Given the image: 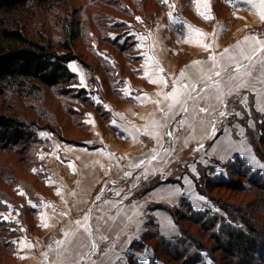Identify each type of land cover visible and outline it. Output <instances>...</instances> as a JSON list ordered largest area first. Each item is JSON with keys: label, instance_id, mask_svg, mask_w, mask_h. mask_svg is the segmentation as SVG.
<instances>
[{"label": "crops", "instance_id": "obj_1", "mask_svg": "<svg viewBox=\"0 0 264 264\" xmlns=\"http://www.w3.org/2000/svg\"><path fill=\"white\" fill-rule=\"evenodd\" d=\"M197 10L212 18L204 19L198 14L199 22L183 17L176 23L181 24L185 31L179 42L188 49H196L199 54L177 64L163 58H167V52L153 53L150 57L158 62V66L168 65L169 70L167 73L163 71L164 74L156 70L155 64L150 62L148 65L147 56L142 58V82L137 86L138 92H129L124 103L113 110L111 120L117 140L114 135L105 136L98 147H73L75 150L68 161L63 164L58 162V165L72 171L73 178L69 182L72 186H67L65 190L58 188V211L37 212L34 233L23 227L14 229L9 241L16 264H127L130 258L146 263L150 258L149 248L142 244V237L148 223L152 222L165 236L175 230L171 216L161 206H175L180 198H185L194 209L202 207L204 199H198L202 195L194 184V176L198 175L197 163L218 165L238 156L251 164L256 159L244 139V126L235 119L231 124L222 126L221 133L212 143L199 148L195 158L176 159V155L191 142H201L206 138L212 117L220 105H224L226 116L235 112L228 111V107L232 109L229 99L234 94L246 98V103L241 104L251 103L264 122V111L260 110L264 108V63L261 62L264 53H257L245 69L251 73L242 77L248 84L246 89L229 95L230 87L238 81L230 85L223 76L213 77L220 81L223 102L217 100V89L209 87L204 78L205 74H211L209 70L213 61L210 56L217 58L216 71L223 72L225 67H234L227 57L221 58L220 54L228 49L231 56L240 59L239 49L233 46L245 36H254L245 29L261 21L257 10L247 0H213L211 5L203 4ZM186 25L202 30L205 34L203 43L211 47L206 50L200 43L186 42L189 35ZM192 36L194 39L195 34ZM241 47L247 50L259 45L250 42ZM246 55H252V52L246 51ZM194 61L202 63L193 65ZM243 62L247 63L246 60ZM146 69L151 79L146 77ZM182 71L186 73L187 80L196 86V91L192 93L195 98L188 100L185 95L182 99L187 100L186 104H178L169 110L171 101H165L164 95L172 91V85ZM157 78L168 83L151 82ZM182 107H186L187 111H182ZM201 108L207 111L201 112ZM250 119L248 117V122H251ZM153 122L157 123L154 125ZM169 132L171 135H168ZM153 156L155 159H152ZM174 170L179 173L166 181ZM157 175H160L157 184L136 194L140 182ZM94 238L112 242V247L97 253L92 248L94 243L95 247L97 244Z\"/></svg>", "mask_w": 264, "mask_h": 264}, {"label": "rangeland", "instance_id": "obj_2", "mask_svg": "<svg viewBox=\"0 0 264 264\" xmlns=\"http://www.w3.org/2000/svg\"><path fill=\"white\" fill-rule=\"evenodd\" d=\"M212 1L202 0L200 7L203 4L211 5ZM194 4V0H167V3L162 0H61L56 10L48 12L49 15L48 13L44 15L37 13L33 19L29 18V30L51 38L54 43L64 35L61 25L67 24L69 19H77L79 37L75 39L73 49L87 65L84 66L76 60L68 62L69 71L75 75L72 83L64 85L61 90H58V87H43L39 95L37 94L40 98L37 106L43 108L46 114L42 120H37L35 114L30 115V119L37 120L41 126L47 124L48 127L36 129L39 143L36 147L33 146L32 157L27 158L30 162L28 170L23 166L22 155L24 153L22 151L19 154L0 155L2 166L8 172L13 171L23 179V182L15 183L12 189L0 184L9 195L8 200H1L5 207L0 208V222L5 228L1 236L4 239L9 241V238L13 236L12 232H15L14 229L20 227L30 229L29 231L34 233L36 215L39 210H46L48 213L58 211V188L65 190L67 186H72L69 182L73 178L70 168L60 166L58 162L63 164L62 162L68 161L70 154L75 150L73 147L91 149L98 147L105 136L114 135L116 139L117 134L114 133L111 120L113 110L118 109L124 103V99L129 97L125 94L126 92H138L137 86L142 82L140 62L144 56L150 57L157 51H163L168 53L167 58L163 57L166 61L172 60L179 64L184 59L199 54L196 49H188L185 44L179 42V39L185 35V31L181 24L176 23V20L183 19V17L199 22L198 14L203 11L198 12ZM263 23L264 21H260L251 24L246 27L245 31L264 39V35L260 36L251 32L255 28H261ZM147 61L150 65V61L148 59ZM70 65L76 67L75 72L72 71ZM159 68L166 73L169 70L168 65H162ZM81 76L84 78L83 86ZM253 77L251 76L252 80H254ZM65 88L70 89L69 94L62 92ZM229 100L232 109L228 107V111L234 110L235 112L221 120L219 133L222 131V126L231 124L235 119L244 126V139L248 143L246 126L255 130L257 134L261 133L260 128L264 130V122L260 116L256 115L255 118L251 117L252 123L248 122L246 116L251 115V110L254 108L249 102L245 105L247 108L243 106L240 102L241 96L234 94ZM16 108L20 109L19 105H16ZM256 121L259 123H255ZM211 124L212 121L210 126ZM42 133L44 135H41ZM61 137L77 140L80 143L66 142ZM250 147L252 148L251 145ZM261 147L264 150V144H261ZM224 162L210 165L213 172L206 170V176L212 179L214 175L223 172ZM250 163L252 167L264 174V168L259 167L264 163L257 156ZM177 171L174 170L173 175L166 179L177 175L179 173ZM196 171L198 173L197 166ZM1 178L2 176L0 182H2ZM208 195L228 202H235V200L243 202L251 197L250 194L233 193L218 187L208 188ZM202 196L204 201L199 209L219 212L208 196ZM261 219H264V216ZM181 224L192 232L196 231L198 237L211 246L212 243L200 233L196 226L186 223L183 219ZM174 227L175 230L166 236L177 232L175 224ZM51 236L54 238L55 234ZM94 240L97 244L95 248L93 246L92 248L96 249L97 253L112 247V242L97 241L96 238ZM147 248L151 256L152 249L149 246ZM202 257L208 264H211L206 252H202ZM162 258L167 260V263L174 264L168 262L166 257ZM12 262L16 264V260L8 258L5 249L0 246V264Z\"/></svg>", "mask_w": 264, "mask_h": 264}, {"label": "trees", "instance_id": "obj_3", "mask_svg": "<svg viewBox=\"0 0 264 264\" xmlns=\"http://www.w3.org/2000/svg\"><path fill=\"white\" fill-rule=\"evenodd\" d=\"M60 3L61 0H0V155L19 154L22 151L26 170L30 163L27 158L32 157V150L39 143L36 129L48 127L47 124L41 126L37 121L42 120L46 114L43 108L37 106L40 100L37 94L43 87H58L61 90L64 85L72 83L75 75L69 71L68 62L76 60L87 65L73 49L74 41L79 37L77 19H69L67 24L61 25L64 35L56 43L43 34L29 30L30 19L37 13L44 15L56 10ZM62 92L69 94L70 89L65 88ZM221 112L226 113L224 105L216 109L206 138L201 142H191L176 155L177 160L195 158L197 150L218 135L221 120L227 117L219 115ZM32 114L36 115L37 120L30 119ZM255 115L259 116L252 109L251 115L246 117L255 118ZM260 132L255 134V130L246 126L247 141L258 159L264 163V150L261 147L264 144L263 128H260ZM61 139L80 143L65 137ZM196 166V190L208 196L219 212L195 210L185 198L175 206L162 205L171 216L177 232L170 236L162 235L149 222L142 244L151 247L152 255L147 263H138L130 258L127 264H169L162 257L174 264H208L202 252H206L211 264H264V219H261L264 216V174L238 156L224 162L223 172L214 175L212 179L206 176V170L213 172L211 166L200 163ZM1 176L0 184L10 189L15 183L23 182L18 174L8 172L0 163ZM159 181L160 175H157L141 182L136 194L150 189ZM211 187L250 194L251 197L243 202H228L209 196L208 188ZM8 198L7 191L0 186V208L5 207L1 200ZM182 211L184 213L181 214ZM180 219L196 226L212 243L211 246L201 240L196 231L192 232L181 224ZM23 221H26L25 217ZM2 226L0 222V246L5 249L7 257L14 260L11 242L1 236V232L5 231Z\"/></svg>", "mask_w": 264, "mask_h": 264}, {"label": "snow or ice", "instance_id": "obj_4", "mask_svg": "<svg viewBox=\"0 0 264 264\" xmlns=\"http://www.w3.org/2000/svg\"><path fill=\"white\" fill-rule=\"evenodd\" d=\"M162 2L167 3V0H162ZM202 0H194V3L197 6V9H199L200 5H201ZM247 2L251 3L253 8L257 10L259 17L261 19V21H264V0H258V2H253V0H247ZM200 15H202V17L204 19H211L212 17L207 14V13H199ZM169 16H171V13H169ZM140 19V18H137ZM186 28L189 29V35L186 37V42H195V43H200L206 50L208 48L211 47L210 44H205L202 41V37L205 35L202 30L200 29H195L194 27H192L191 25H186ZM192 34H195V38L193 39ZM254 43L255 45H259V47H252L249 49H245L243 47H241L244 44H248V43ZM234 49H239L238 55L240 57L239 60H237L236 56H231L229 54V50L225 49L223 53L220 54L221 58L227 57L228 60L230 61V65H234V67H225L223 72L221 71H216L215 69L217 68V58L216 56H210L209 59L213 61L212 64V68L209 70V72H211V74H205V80L206 83L209 87H215L217 89V95L216 98L217 100H220L221 102H223L222 97L224 95L223 89L220 86V81L214 79L213 77H225L228 81V83L231 85L233 81H238V83H236L234 86L230 87L229 89V95L232 94V92H239L240 89L244 88H248V84L242 79V77L244 76H250L251 73L250 72H246L245 69L248 68L249 64L252 63L253 59L255 58L257 53H264V39H259L256 36H245L243 38V40L241 41H237L236 45L233 46ZM246 51H251L252 55H246ZM147 59L152 63L155 64L156 70L158 72H163L162 68H159L158 66V62L155 61V59L153 57H147ZM246 60L247 63H244L243 61ZM262 63H264V60L261 61ZM202 62L201 61H194L193 65H200ZM70 67L72 68V71H76V67L74 65H70ZM146 71V77L151 79L150 77H148L147 75V69ZM199 71L203 72V69H199ZM81 79V85L83 86V81L84 78L83 76L80 77ZM151 82H156V83H160L163 82L165 84L168 83V81L166 80H161L160 78H157V80L155 81H151ZM264 82V81H262ZM124 91V90H121ZM196 91V86L195 84H193L192 82L188 81L186 78V73L185 72H181L180 76L177 78V80L173 83L172 85V91L170 93H167L164 95V100L165 101H171V103L168 104V108L169 110H171L174 106L180 104H186L187 100H183L182 97L183 96H187L188 100L194 99L195 97L192 95L193 92ZM125 94H130V93H125ZM136 99H140V97H136ZM241 103H246V98L242 99L240 101ZM159 103V102H157ZM107 107V106H105ZM182 111H187L186 107H182L181 109ZM261 111H264V108L260 109ZM201 112L207 111V109L201 108L200 109ZM219 115L224 116L226 115V113L221 112L219 113ZM113 123H115L113 121ZM154 125L157 122H153ZM181 124H183V121H181ZM41 135H44L43 133ZM168 135H171V133L169 132ZM152 159H155V156L152 157ZM143 163V162H141ZM136 167H139V165H136ZM259 167L264 168V164L259 165ZM126 175H128V173H126ZM198 199L203 200L204 197L200 196L198 197ZM85 220H87V217H85ZM77 223L79 224L80 221H77ZM44 226H47L46 224ZM93 247H95V245H93Z\"/></svg>", "mask_w": 264, "mask_h": 264}, {"label": "built area", "instance_id": "obj_5", "mask_svg": "<svg viewBox=\"0 0 264 264\" xmlns=\"http://www.w3.org/2000/svg\"><path fill=\"white\" fill-rule=\"evenodd\" d=\"M263 29H264V23L261 26V28H257V29L255 28L251 30V32L261 36V35H264V33H262Z\"/></svg>", "mask_w": 264, "mask_h": 264}]
</instances>
